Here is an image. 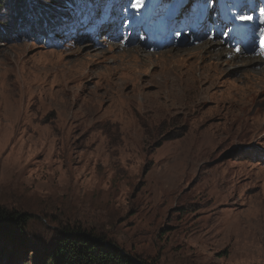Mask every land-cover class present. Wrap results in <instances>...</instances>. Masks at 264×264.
<instances>
[{
  "label": "rangeland",
  "instance_id": "1",
  "mask_svg": "<svg viewBox=\"0 0 264 264\" xmlns=\"http://www.w3.org/2000/svg\"><path fill=\"white\" fill-rule=\"evenodd\" d=\"M88 1L53 0L67 10L53 36L32 7L0 6V27L29 16L0 35V207L27 215L31 239L69 225L155 264H264V63L240 50L264 42V0ZM133 47L190 50L173 64L206 65L203 79L160 99L166 58ZM139 60L144 99L119 79ZM9 238L22 255L5 264H34Z\"/></svg>",
  "mask_w": 264,
  "mask_h": 264
},
{
  "label": "trees",
  "instance_id": "2",
  "mask_svg": "<svg viewBox=\"0 0 264 264\" xmlns=\"http://www.w3.org/2000/svg\"><path fill=\"white\" fill-rule=\"evenodd\" d=\"M3 1L0 0L1 7L4 5ZM56 1L62 4L71 3L75 10H85L86 14L89 13L87 8L91 7L88 6V0ZM12 5L19 9V11L23 9L21 6L26 7V5L28 8L32 7L33 10L35 9L38 16L45 22L47 28L46 34L49 36L60 32L61 24L59 21L63 23L67 17V10L62 12L61 9H57L53 5V0H27V4L23 0H13ZM14 18L15 21L10 20L9 25L7 24L8 26H3L5 30L2 29V26L0 27V35L3 33V37H6L9 35V32L13 34L9 30V27L12 26L17 29L16 25L22 24L24 19L27 21V24L29 23V16H26V14L23 16V20L21 18L18 19L17 16H14ZM12 22L14 25H11ZM30 28V32L33 31L32 26ZM40 29L37 24L35 33L38 34ZM29 221L30 219L26 214H16L0 207V237L10 239L9 235H13L26 248L31 249V252L34 253V264H155L140 256L126 252L120 246L108 240L107 237L82 231L75 226L64 225L60 227L53 234L52 238L47 241L31 239L26 233L29 228ZM7 247L10 246H6V243L0 244V264H5L9 258L14 259L18 255H22V249L15 250L11 247L7 251ZM22 252L24 253V251ZM18 258L21 259V257Z\"/></svg>",
  "mask_w": 264,
  "mask_h": 264
},
{
  "label": "bare ground",
  "instance_id": "3",
  "mask_svg": "<svg viewBox=\"0 0 264 264\" xmlns=\"http://www.w3.org/2000/svg\"><path fill=\"white\" fill-rule=\"evenodd\" d=\"M263 22H264L263 20L253 22V24L256 25V27L258 28L257 35H264ZM218 43L219 42H217V41L216 42L203 41L200 44V46H201L200 49H203V48L204 49L205 48L211 49V51H209L211 55L223 56L222 54L224 52H223L222 48H215L214 49V47L217 46ZM120 45H122V44L116 43V46H120ZM137 48H139V47H137ZM137 48L133 47L129 51H131L132 53H135V55H139V56H142V57H145V58L146 57L147 58H156V56H157V58H159L161 56L166 58V60L163 63V65L160 66L164 70L163 73H162L163 74V78L159 81L158 86H157L158 88L154 92V94H156L157 97L160 98V99H162V96H164V99H166V101H168L169 100L168 98L171 97V96L164 95L165 94L164 91H166L168 94H171V93L175 92V90L184 89V85H186L187 79H189V82L191 81V82H194V83H195V81H194L195 79H196V83L197 82L199 83V81L201 82V80L203 79V73H204V70L206 68V65H204V66L193 65L192 62L189 63L188 58H187L186 61L183 59L182 64H173L174 61L172 59H174V58L179 56V55H177V53L190 52V50H181L182 52H177L174 48H171V49H167V50L161 51L159 53L156 52V54H155V53H150V52H146V51H143V50L140 51ZM195 48H196V46H195ZM240 50L244 51V52L253 51V52H255L257 54V57L256 56H254V57L250 56V57L246 58L244 61H247L249 63L250 62H256V61L259 62L260 61V62L264 63V42L259 47L247 48L245 46H242V48ZM174 51H176V52H174ZM75 53L78 54L77 51ZM168 55H170V56L168 57ZM207 55H208L207 52H203L201 54V56H202L204 61H206L204 58H206ZM86 56H88V55H86ZM86 56L83 57V58H85L84 61L83 60H79L80 63L78 64V66H80V67H82L83 65L85 66L86 63L90 62L88 60V57H86ZM175 61H177V60H175ZM143 66H144V63L139 60L137 65L132 66V67H127V69L125 68L123 71H121L120 74H119L120 75L119 79L124 78V79H128L130 81H132V80L137 81V83H135V85H134L133 92H140L142 98L144 99V96H146L147 93L145 94L144 85L140 84L138 82V78H137V77H139V76L141 77L143 75V71L141 69ZM78 69L80 70V68H78ZM196 71H199V73H200L199 76H196ZM260 72H261V74H264V66H263L262 69H260ZM92 74L93 73L91 71H88V72H86V74L80 75V76H82V78H85V77L91 76ZM152 78H153V76H152ZM125 83H126V81H122V82H119V83H114V85H110L107 88L110 89V90H112V89L113 90H120L122 85L123 84L125 85ZM165 87L168 88V89H165Z\"/></svg>",
  "mask_w": 264,
  "mask_h": 264
},
{
  "label": "snow or ice",
  "instance_id": "4",
  "mask_svg": "<svg viewBox=\"0 0 264 264\" xmlns=\"http://www.w3.org/2000/svg\"><path fill=\"white\" fill-rule=\"evenodd\" d=\"M143 2H144V0H135V2L131 6L134 8H139L142 6ZM262 11H264V10H262ZM239 19L250 21V20H252V17L243 15V16H240Z\"/></svg>",
  "mask_w": 264,
  "mask_h": 264
}]
</instances>
